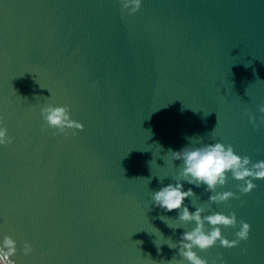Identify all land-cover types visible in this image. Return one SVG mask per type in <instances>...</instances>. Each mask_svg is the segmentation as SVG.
<instances>
[{
    "label": "water",
    "instance_id": "water-1",
    "mask_svg": "<svg viewBox=\"0 0 264 264\" xmlns=\"http://www.w3.org/2000/svg\"><path fill=\"white\" fill-rule=\"evenodd\" d=\"M121 7L0 0V126L13 138L0 146V240L16 241V264H188L168 244L194 225L151 198L176 183L169 149L220 142L264 160V126L249 123L264 103V0ZM49 104L69 106L83 131L53 137L40 117ZM181 183L190 212L234 211L250 225L237 247L194 249L201 258L264 264V179L241 195L229 173L217 191L239 199L218 204ZM237 230L221 228L229 240Z\"/></svg>",
    "mask_w": 264,
    "mask_h": 264
},
{
    "label": "clouds",
    "instance_id": "clouds-1",
    "mask_svg": "<svg viewBox=\"0 0 264 264\" xmlns=\"http://www.w3.org/2000/svg\"><path fill=\"white\" fill-rule=\"evenodd\" d=\"M119 2L122 6L121 11H127L129 15H132L140 9L142 0H119ZM258 112L261 114L258 122L249 114V123L253 125V128L264 126V103L258 106ZM40 117L48 130H54L53 137L63 135L67 138L69 135L75 136L78 131H83V124L71 118L70 108L67 105L49 104L42 107ZM41 130L43 131L44 128L42 127ZM12 142L13 138L7 135V128L0 126V146L7 147ZM168 153L173 160L181 161L176 183H169L157 191H152L153 204L164 212L177 210L176 219L180 225H194L183 232L179 241L168 246L178 249V255L188 264H209V261L201 258L194 249L207 251L216 246L217 242L223 248L237 247L241 241L248 239L250 225L244 220H237L234 211L227 215L221 212L205 214L206 209L201 205L190 212L184 201L195 194L191 188L187 191L183 190L181 181L196 187L205 186V191L213 193L208 196V204L227 203L230 199H239V196L232 191H217L218 188L226 185L229 173L230 178L238 182L236 186L238 192L241 195L248 194L257 187L253 183L254 180L264 179V160L253 163L249 156H240L235 153L230 144L225 145L220 142L206 143L194 148L185 146L179 151L169 149ZM180 225L176 228H181ZM229 227L233 229L238 227V230L234 232L235 239L229 240L222 235L221 228ZM32 252L31 244L24 242L22 254L29 256ZM16 254V241L11 236L4 235L0 240V264H16V261L12 259ZM167 264H180V262L176 261L174 256ZM211 264H225V261L218 256L212 259Z\"/></svg>",
    "mask_w": 264,
    "mask_h": 264
}]
</instances>
